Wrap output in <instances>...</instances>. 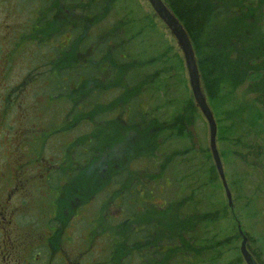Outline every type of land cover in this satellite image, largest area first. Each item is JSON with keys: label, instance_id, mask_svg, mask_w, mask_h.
Masks as SVG:
<instances>
[{"label": "rangeland", "instance_id": "obj_1", "mask_svg": "<svg viewBox=\"0 0 264 264\" xmlns=\"http://www.w3.org/2000/svg\"><path fill=\"white\" fill-rule=\"evenodd\" d=\"M66 1L70 4L53 0L44 9L39 8L38 0H0V171L5 165L23 163L24 184L21 190L24 196L13 199L17 205L24 206L23 216L12 221L8 228L10 237L21 245L29 238L39 237L42 229L51 225L48 211L58 215L60 224L73 238L70 255L78 254L82 247L85 260L94 264L95 261L100 264H209L205 256L213 249L201 246L199 229L194 226L184 230L185 226L192 225V220L175 219L177 202L172 204V210H164L166 198L170 196V189L165 190V185L158 182L159 189L152 188L149 197L161 208L145 203L133 207L128 215L123 212L126 211L123 195L135 181L148 184L149 166L160 154L154 146L160 140L148 144L146 131L126 120L127 101L132 97H141V107L152 108L154 120L164 126H174L171 118L165 119L175 109L187 123L186 131L195 150L198 145L207 148L213 164L208 126L192 98L183 53L176 39L147 0H110L95 15L86 13L88 8H94V0H84L81 4ZM219 4L224 15L213 25L219 37L215 39L222 47L220 62L225 67L215 77L210 96L205 93L200 77L201 87L217 125L216 147L221 162V150L225 148L220 136L234 121L236 134L245 142L254 141L241 149L239 156L247 157L246 163L254 164L259 170L250 174L245 183L247 195L259 209L257 225H253L258 231L255 235L241 220L242 203L237 201L230 186L229 178L233 174L228 167L238 166V161L232 166L222 163L231 207L216 173L225 208L221 225L233 228L229 239L234 238L220 255L222 264H245L240 254V225L246 237V249L254 251L264 264V0H221ZM50 8L55 9L54 13L51 18L48 16L49 21L39 31L38 38L30 40L27 35V43L20 40V45L14 47L20 33L37 17L38 9L49 15ZM43 20H39L40 24ZM64 20L68 22L65 25ZM62 27L66 28L64 33ZM210 28L207 23L206 30ZM73 30L77 34L73 35ZM200 36L197 41L201 47ZM106 39L107 45L97 52ZM115 39L118 44H110L109 40ZM84 43L89 45L82 49ZM118 47L122 63L110 58V50ZM85 63L94 64L100 75L81 80L77 88L72 77L61 75L65 65L70 68L75 64L85 66ZM130 68L141 74L137 85L128 82L126 69ZM52 71L56 74L53 79L62 76L66 83L70 81V89L64 90L67 92L64 102H54L49 108L44 107L46 95L40 86L45 72ZM59 92L54 91L50 98H61ZM87 93H93L97 102L93 110L89 107L85 112L80 102ZM226 137L229 135L222 139ZM37 138L41 140L38 142ZM89 138L95 141L92 158L77 160L76 153L85 149ZM227 157L230 159L231 154ZM34 164L45 165L54 172L60 168L68 174L64 181L51 183L54 191L60 193L59 201L43 192L38 182L41 172ZM9 181L11 177L7 176V181H1L2 187H7ZM244 197L247 198L246 193ZM148 223L153 231L145 232L146 238H135L134 233L143 231ZM53 246L57 249L59 244Z\"/></svg>", "mask_w": 264, "mask_h": 264}, {"label": "trees", "instance_id": "obj_2", "mask_svg": "<svg viewBox=\"0 0 264 264\" xmlns=\"http://www.w3.org/2000/svg\"><path fill=\"white\" fill-rule=\"evenodd\" d=\"M52 1L53 0H38V6L39 8L46 9L47 5L49 6ZM75 1H77V4L84 3V0ZM97 1L98 0H94V8L91 7L87 9L86 13L88 15H95L97 11L106 5V3L110 2V0ZM163 1L178 17L191 40L194 52L197 57L198 69L202 79L204 91L207 96H210V88H212L214 85L215 77L218 78L219 75H221L220 72L222 67H225V64L220 62L222 60V47L215 39L218 37V33L215 32L213 25V23L217 21L216 19L218 17L224 15L223 9L219 4L221 0ZM63 2L70 4V2L66 0H63ZM53 10L55 9L50 8L48 15L47 12L38 9L37 17L30 21V25L25 32L23 31L20 33L18 38L14 41L13 46L15 47L20 45V40L23 43H27L25 41L27 35L30 40L36 39L37 35L39 36L40 34L39 31L44 28V26H46L47 22L49 21V17H52V14L54 13ZM41 19H44L42 24H40L39 21ZM62 23L65 25L68 22L64 20ZM207 23L211 27L209 31L206 30ZM65 29L66 28L64 27L62 32ZM30 30H32L31 33ZM71 33L73 35L77 34V32H74V30L71 31ZM199 36L201 39L199 43L202 44L201 47L197 41ZM107 40L108 39L103 41L104 43H102L100 49L98 48L99 51L97 52H100L104 46L107 45ZM109 42L112 45L118 44V42L115 43L116 39L114 41L109 40ZM88 45L89 43H84L82 44L81 48H86ZM119 50V47L118 49L110 50V58L114 60L115 63H122L123 56L122 54L118 53ZM89 58L92 60V56ZM65 67L66 68L61 70V75L66 76L69 79L72 77L75 80L74 84H76V88L77 85L79 86L81 80L87 81L100 75L94 64L90 63H85V66H81V64H75L74 66L71 65L70 68H68V65H65ZM126 73L128 82H130L131 85H137L141 74H137L132 68L126 69ZM53 76H56L53 71L51 73L45 72V75L41 78L43 84H41L40 88L46 95V103L44 104V107H49L57 101L64 102L66 99L64 96H66L70 89V81L69 83H66L64 78H61L62 76L54 77V79ZM64 90H67V92ZM54 91H60L61 93L59 92V96H61V98H56L54 100L51 99L50 97H52ZM92 94L87 93L85 98L80 102V106L84 108L85 112L88 111L89 107H91L89 110H93L94 104L97 102ZM142 103L143 101H141V97L139 96L132 97L127 101L128 112L126 120L129 124L135 125V127L138 125V127L146 131V138L149 141L148 144H154V142L157 143L158 140H160L159 143L154 145L160 154L158 158H153V162H151V166H149L150 171L147 173L146 177L148 184L143 183L142 181L140 183L135 181V183H133L127 189V194L123 195L124 207L126 209V211L123 212L127 214L130 212V210H134L133 207H137L138 205L143 206L145 203L147 206L161 208L158 204L150 201L149 197L152 195V188L155 187L156 190H158L160 184L165 185V190L170 189V196L166 198L165 203L167 205L164 207V210H172V204L177 202L175 219L179 218L181 222H187L188 220L186 218H190L192 220V225L185 226L184 230L192 229L194 226H196L197 229H199L198 236H201L203 241L201 246H207L209 247L208 249H213V251L209 253V256H205L207 257L208 263L222 264L223 261L220 254L222 253L224 247L230 246L232 243L234 238H229L233 236V228L230 230L222 227L221 225L225 208L223 207V198H221L219 194L221 189L217 179L216 170L214 165L210 162V156L207 153L208 149L202 147V145H198V149L195 150L193 147L194 144L190 139L188 132L186 131L187 123L185 122V119L179 115V113H175V109L172 112H169L167 118L165 119L166 121H169V118H171L172 124L174 126H164L163 123L154 120V115H152L153 109L150 108L151 106H149L150 109L144 110L141 107ZM84 106H87V108ZM236 127V122L231 121L229 128L225 130V135L223 134L220 136V139L222 140L221 145L223 146V149L225 148L224 150H221V157L224 164L231 166L238 161V166L235 165L234 168H229L227 166L228 170H230V172L233 174L232 179L229 177L228 178L230 180L231 188L236 193L237 201L242 203V207H240L242 211L241 220L244 221L245 225L249 226V228H252L251 232L255 235V233L258 231L253 228V225L254 223L257 225L259 209L254 203V200H252L250 196L247 195V185L245 183L247 182L250 174H254L255 171L258 173L259 170L255 169L256 166L254 164L246 163L247 157L246 159H243V157L239 156V151L245 148L246 145L249 147L254 141H249L252 139H248L246 142L243 141L240 136L236 134ZM170 128H172V131H169ZM174 129H176V131ZM226 135H229V137L222 139ZM241 137H245V134H241ZM37 140L39 142L41 139L37 138ZM94 144L95 141L89 138L85 149L83 148L76 153V159L79 160L84 158L83 160H85L92 158V148L94 147ZM157 145L160 147L158 148ZM227 154H231L230 159L228 158L229 155L227 157ZM147 160L150 161L149 158ZM157 164L160 167H155ZM54 173L55 175L52 178L53 180H63V176L64 178H67L65 172L60 168ZM154 173L158 175L154 177ZM115 182L116 181L114 180V183ZM146 187L148 190H146ZM129 189H131V192H129ZM245 193L247 198L244 197ZM127 200H130L131 203L128 204ZM245 229L248 232L247 234L249 239H252L251 232L246 226ZM152 231L153 230L150 226V223H148L143 227V231L135 232L134 237L146 238L147 234L144 233ZM250 253L257 263L263 264L254 251H251ZM199 258L200 257H197V259ZM197 264L202 263L199 262Z\"/></svg>", "mask_w": 264, "mask_h": 264}, {"label": "flooded vegetation", "instance_id": "obj_3", "mask_svg": "<svg viewBox=\"0 0 264 264\" xmlns=\"http://www.w3.org/2000/svg\"><path fill=\"white\" fill-rule=\"evenodd\" d=\"M34 165V168H38L41 172L42 178H39L38 182L42 185V187H40L43 189V192L46 194L48 192L50 195H53L54 201L56 199L55 202L59 201L60 193L56 190L54 191L55 187L51 184L53 181L52 172H54V170L45 165ZM11 167L13 168L11 169ZM56 171L58 170L55 169V172ZM22 173L23 163L5 165L3 166V171H0V264H94L92 261L85 260V250L82 247L77 252L78 254L74 253L70 255L72 252L69 250V246L73 238L64 230V226L59 222L58 215L54 212L50 214L47 211V219L49 218V223H51V225H46L45 228L42 229L39 237L33 238L32 240L30 238L27 239L25 245L16 243L10 237L8 232L9 226L14 219L23 216L22 212H24L23 205H17L13 202V199H21V197L24 196L23 194L21 195V190L24 187ZM65 174L66 177H68V174ZM7 176L11 177V181H9L7 187H2L4 185H1V181H7ZM64 179L66 178L63 176V181ZM48 183V186H44ZM23 202L24 200H22V204ZM59 215H61V212ZM25 217L32 218L33 216H27L25 214ZM80 235L82 237L83 234ZM54 243L59 244L57 249H54ZM95 264L100 263L95 261Z\"/></svg>", "mask_w": 264, "mask_h": 264}, {"label": "water", "instance_id": "obj_4", "mask_svg": "<svg viewBox=\"0 0 264 264\" xmlns=\"http://www.w3.org/2000/svg\"><path fill=\"white\" fill-rule=\"evenodd\" d=\"M147 1L150 4L153 11L155 12V14L158 16V18L167 26L171 34L174 36L178 46L180 47L183 53L191 94L196 106L198 107L200 113L207 122L212 159L215 168L217 170V173L219 175L221 184L224 188L225 195L229 202V207H231V193L227 186V182L222 168V163L215 143L216 123L213 114L208 104L206 103L205 96L203 95L200 86L199 73H198L191 41L183 25L180 23L179 19L177 18V16L165 5V3L162 0H147ZM238 232L240 235H242L240 254L243 261L245 262V264H257L250 255V253L248 252V250L246 249V237L243 236L242 231L240 229V225H238Z\"/></svg>", "mask_w": 264, "mask_h": 264}]
</instances>
